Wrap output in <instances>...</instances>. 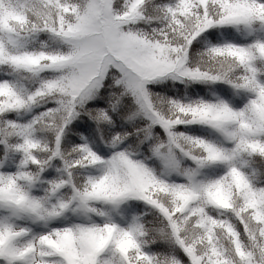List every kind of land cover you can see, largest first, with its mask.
<instances>
[{"label":"snow or ice","instance_id":"1","mask_svg":"<svg viewBox=\"0 0 264 264\" xmlns=\"http://www.w3.org/2000/svg\"><path fill=\"white\" fill-rule=\"evenodd\" d=\"M0 264H264V0H0Z\"/></svg>","mask_w":264,"mask_h":264}]
</instances>
